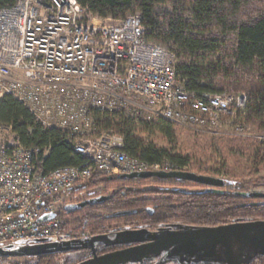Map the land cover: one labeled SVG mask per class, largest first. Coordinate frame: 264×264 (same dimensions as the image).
<instances>
[{
    "label": "built area",
    "instance_id": "built-area-1",
    "mask_svg": "<svg viewBox=\"0 0 264 264\" xmlns=\"http://www.w3.org/2000/svg\"><path fill=\"white\" fill-rule=\"evenodd\" d=\"M14 1L0 8V101L12 97L44 130L60 131L83 162L46 173L40 155L50 148L25 147L12 127L0 125V247L80 245L92 235L67 231L59 218L75 190L102 177L175 168L129 155L124 138L100 126L96 112L205 126L247 108L244 93L188 91L175 54L148 41L139 13L107 26L76 0Z\"/></svg>",
    "mask_w": 264,
    "mask_h": 264
},
{
    "label": "trees",
    "instance_id": "trees-1",
    "mask_svg": "<svg viewBox=\"0 0 264 264\" xmlns=\"http://www.w3.org/2000/svg\"><path fill=\"white\" fill-rule=\"evenodd\" d=\"M76 1L93 17L104 21H119L139 13L148 41L175 54L177 78L188 91L199 96L247 93L250 96L247 108L239 116H244L246 123L264 131V0ZM14 5V0H0V8ZM95 114L100 126L114 129L124 138L125 151L131 156L150 164L167 162L175 167L168 171H185L193 163L198 164L195 157L177 148L176 125L170 121L147 123L117 112ZM0 125L12 127L25 147L50 148L46 157L40 155L39 167L46 173L83 162L60 131L44 130L34 121L29 110L12 97L0 101ZM155 134L160 135L167 146L154 147L152 141L144 139L145 135L152 138ZM221 144L227 158L233 161L245 155L255 156L258 151L253 139L233 138ZM262 145L264 154V142ZM198 165L201 168L199 175L216 178L224 173L230 176L224 179L230 183L220 188H209L175 179L102 177L75 190L72 197L82 195L84 198L78 203L99 197H108V200L74 212L64 209L59 218L65 221L64 227L69 232H93L92 239L96 241L99 256L125 248L127 245H107L105 242L124 231L155 233L264 222V199L240 195L251 193L247 186L252 183L240 181L228 165L226 171L203 169V165ZM125 181H153L162 186L148 189L143 196L128 187L116 188L117 184ZM192 186L198 189H191ZM101 187L104 188L102 191H94ZM115 223H122L124 227L113 228ZM85 253L89 252H75L76 258L85 257ZM54 255L60 254L34 258L36 264H51L47 258ZM261 258L264 256L254 260L253 264ZM88 259H77L76 264Z\"/></svg>",
    "mask_w": 264,
    "mask_h": 264
},
{
    "label": "water",
    "instance_id": "water-1",
    "mask_svg": "<svg viewBox=\"0 0 264 264\" xmlns=\"http://www.w3.org/2000/svg\"><path fill=\"white\" fill-rule=\"evenodd\" d=\"M120 178L128 180L151 178L175 179L209 188H220L230 183L224 179L198 175L187 171L134 172L121 175ZM240 195L245 198L264 199V193L251 192ZM106 200H108V197L90 199L78 204H70L66 207V210L74 212L88 205L101 204ZM55 217L56 215L54 214L45 215L41 218V221L52 220ZM105 242L107 245L136 244V246L99 256L96 250V241L91 239L77 246L70 244L40 245L30 250L20 251L17 255L22 257H37L55 253L62 254L90 250L93 258L81 264H134L157 257L168 251L166 260H174L181 256L193 258L206 251L213 254L218 248L223 247L225 250V262L227 264H237L232 248L234 242H244L256 254L260 253L264 255V222L237 223L213 228L190 229L182 232L162 230L152 233L145 230H129L118 234L115 239Z\"/></svg>",
    "mask_w": 264,
    "mask_h": 264
},
{
    "label": "rangeland",
    "instance_id": "rangeland-1",
    "mask_svg": "<svg viewBox=\"0 0 264 264\" xmlns=\"http://www.w3.org/2000/svg\"><path fill=\"white\" fill-rule=\"evenodd\" d=\"M116 23L115 20H107V26L114 25ZM95 24H98L95 22ZM182 83V81H181ZM236 95L245 94L248 99L250 96L245 92L236 93ZM117 113L122 114L126 117H134L136 121H144L145 115H136L131 111L120 110ZM152 123V122H147ZM177 148L180 149L183 153L189 154L192 157L196 158V162L198 164L203 165L204 168H214V169H226L230 168L236 174L237 178L241 181L243 180L245 183H252L247 186V190L249 192H257L264 193V154L262 151V143L264 142V131L259 130L257 127L250 125L245 122L244 116L235 118H227L225 116H221L219 118L218 123L209 124L205 126L199 125H187V124H177ZM233 138H243V139H253L256 141L257 153L256 155H245L241 156L238 160L233 161L232 158H227L226 151L223 150L222 142L226 140H230ZM144 139L147 141H152L154 147L159 146H167V143L161 138L160 135L155 134L152 138L148 135L144 136ZM167 163V162H164ZM193 163V165L186 169L187 172H192L198 174L201 172L200 165ZM228 165V166H227ZM228 175L222 174L221 177H216L220 179H228ZM254 185V186H252ZM162 185L157 184L153 181H125L121 184H117L116 188L128 187L130 190H135L137 192L143 193L148 189H153L157 187H161ZM170 185H167L168 187ZM176 187V186H175ZM115 188V189H116ZM177 188H185L190 189L188 186H177ZM104 188H98L94 190L96 192L102 191ZM191 189L197 190V187H191ZM144 196V195H143ZM82 195H77L72 197V201L74 204H78L80 200H83ZM113 228L124 227L123 224H112ZM111 226V225H110ZM226 226V225H224ZM220 227V226H218ZM93 235V232H89ZM37 244L35 242H20L10 245H4L0 247V264H36L37 260L34 257H25L18 256L17 253L20 251H26L33 249ZM83 251V250H81ZM74 253H62L57 256L48 257L47 260H50L51 264H76L77 259L81 260L86 257L89 258L90 254L85 253V257L80 256L76 258L77 254ZM53 255V254H52ZM48 264V263H45ZM137 264H159V259L152 260H143ZM169 264H189V263H169ZM255 264H264V258L258 259Z\"/></svg>",
    "mask_w": 264,
    "mask_h": 264
},
{
    "label": "flooded vegetation",
    "instance_id": "flooded-vegetation-1",
    "mask_svg": "<svg viewBox=\"0 0 264 264\" xmlns=\"http://www.w3.org/2000/svg\"><path fill=\"white\" fill-rule=\"evenodd\" d=\"M36 246H40V245H36ZM134 246H136V244L127 245L123 249H127L129 247H134ZM232 248L234 251V256H235V260L237 264H253L254 260H256L257 258L261 256H264V255H261L260 253L256 254V252L253 251L251 248H249L244 242H234L232 244ZM123 249H120V250H123ZM87 252H89L90 256H89V259L86 260L85 262L90 261L93 258L92 252L90 250H87ZM168 253L169 251L164 252L160 254L159 256L153 257L149 260L159 259V264H169V263H177V262L189 263V264H227L225 262L226 261L225 250L223 247L218 248L213 254L206 251V252L198 254L197 256L193 258H187V257L181 256V257L175 258L174 260H166V256L168 255ZM134 264H137V263H134Z\"/></svg>",
    "mask_w": 264,
    "mask_h": 264
}]
</instances>
